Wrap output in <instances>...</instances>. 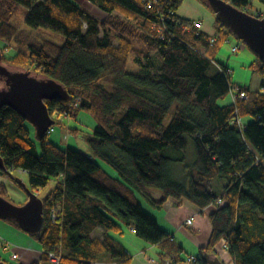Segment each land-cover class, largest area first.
Segmentation results:
<instances>
[{
	"label": "trees",
	"instance_id": "16d2710c",
	"mask_svg": "<svg viewBox=\"0 0 264 264\" xmlns=\"http://www.w3.org/2000/svg\"><path fill=\"white\" fill-rule=\"evenodd\" d=\"M227 1L246 11L252 6L251 0ZM182 2L159 0L167 24L162 38L158 13L142 0H0L3 61L67 88L69 102L45 101L52 113L58 107L69 115L85 109L97 121L93 132L84 135L89 150L83 151L61 147L50 133L38 139L17 111L10 106L0 110V155L7 167L0 173L19 185L8 172L21 177L17 169H26L34 192L54 182L42 197L44 226L31 234L43 249L33 264H54L49 252L63 253L59 264H94L104 253L129 263L131 253L111 235L123 233L125 226L160 246L158 264L188 262L183 246L146 210L141 196L159 208L169 200L214 207L209 242L199 248L193 264H207L204 252L220 256L217 247L224 241L234 264H264V79L256 90L237 83L247 92L238 102L242 130L233 123L236 106L227 78L212 61H222V44L234 36L219 19L216 33L186 31L194 20L177 13ZM19 4L28 7L27 29L14 22ZM40 26L63 33L65 42L36 36ZM14 41L27 44L29 53L20 50L7 57ZM251 66L264 77L262 60L257 57ZM77 97L82 102L74 107L71 101ZM190 142L195 160L179 180L174 166L185 157L175 153L186 151ZM1 187L0 194L8 198L5 183ZM153 189L163 197L155 199ZM52 197L64 206L59 224L49 216ZM96 228L104 231V240L92 238Z\"/></svg>",
	"mask_w": 264,
	"mask_h": 264
},
{
	"label": "rangeland",
	"instance_id": "374dc122",
	"mask_svg": "<svg viewBox=\"0 0 264 264\" xmlns=\"http://www.w3.org/2000/svg\"><path fill=\"white\" fill-rule=\"evenodd\" d=\"M83 1V0H82ZM88 2V1H87ZM87 2H84L83 5L87 8H91V5ZM252 6L247 9V11L253 15H262L264 16V4L261 0H251ZM177 13L182 17L191 20H201L203 22V27L205 25V30L208 33L217 32V16L216 12L210 5L209 0H183L182 4L178 7ZM28 14V7L23 4H19L15 15L14 22L21 28L27 29L26 17ZM34 34L49 40H52L58 44H63L65 42V35L61 32L55 31L53 29L40 26L37 29H34ZM232 43L235 42V38L231 37ZM0 45L4 44L0 42ZM23 51L29 53V46L27 44H19L17 41H14L11 46L5 51L7 57H14L18 51ZM218 58L222 61H227L232 68L234 69L233 81L244 86H249L252 90H256L260 87L264 77L259 73L254 71V68L251 66L253 61L256 60L257 56L255 53L247 46L242 48V50L236 54L231 53V45L227 42L222 44L221 51L218 55ZM11 69H21L14 66H11L9 62H4ZM131 69L133 66L131 65ZM230 100V97H228ZM57 115V114H55ZM62 119V120H61ZM55 130L50 133L49 139L54 143L60 145L61 147H73L83 151L89 150V143L84 138V135L91 134L94 128L97 125V121L94 116L85 109H73L70 115L62 113L60 120H57L55 116ZM73 129L79 131H74ZM175 156L178 158L185 157L182 162H178L174 166L175 177L179 180H184L187 176L186 166L192 164L195 160V152L193 143L190 142L189 147L186 151H178L175 153ZM110 170H112L108 165L104 164ZM21 178L27 182V175L21 174ZM2 183H5L8 192V198L15 204L21 205L24 204L27 199V192L23 190L19 185H17L9 177L0 173V190ZM54 187V182H51L49 186L45 189L38 191L37 193L44 197L48 192ZM153 195L155 199H160L163 197V193L159 189H153ZM172 200H170L171 202ZM187 201V200H186ZM145 206L148 208L147 203L144 202ZM169 206V203L166 207ZM175 207H181V205H176ZM158 208V207H157ZM7 221L0 219V234L4 231ZM17 227V226H16ZM124 234L118 235L121 241H126V243L131 244V261L130 263H121V264H158L160 260L161 248L159 245L151 244L144 239L137 236L136 232L132 230L131 227L125 226ZM27 236H32L28 233H25ZM38 243L37 240H35ZM40 245V244H39ZM198 251V250H197ZM191 252V251H189ZM223 253V252H221ZM2 258L11 259L10 252H4L0 248V255ZM104 253L103 255H107ZM183 255V253H182ZM7 256V258H6ZM111 257V255H109ZM222 257V256H220ZM111 261H116L111 257ZM121 262V261H120ZM14 264H20L21 260H13Z\"/></svg>",
	"mask_w": 264,
	"mask_h": 264
},
{
	"label": "water",
	"instance_id": "95a60500",
	"mask_svg": "<svg viewBox=\"0 0 264 264\" xmlns=\"http://www.w3.org/2000/svg\"><path fill=\"white\" fill-rule=\"evenodd\" d=\"M209 1L217 19L264 62V16L253 15L227 0ZM71 98L72 95L67 88L54 78L34 74L31 70L11 69L4 64L3 52L0 49V110L4 106H10L17 111L34 127L38 139L45 138L50 127L55 124L52 112L45 101L69 102ZM0 170H7L1 155ZM8 173L13 175L14 180L27 192L28 200L18 205L0 194V219L13 220L23 231L30 235L35 234L45 223V202L37 192L31 190L23 178L12 171ZM203 257L207 264H224L216 253L204 252ZM0 264L9 263L0 255ZM165 264L193 263H175L168 259Z\"/></svg>",
	"mask_w": 264,
	"mask_h": 264
},
{
	"label": "crops",
	"instance_id": "0c3cea01",
	"mask_svg": "<svg viewBox=\"0 0 264 264\" xmlns=\"http://www.w3.org/2000/svg\"><path fill=\"white\" fill-rule=\"evenodd\" d=\"M92 9L97 15L104 16L98 8L92 7ZM203 30H207H205V25ZM141 201L146 210L155 216L159 225L183 246V257L188 258L190 256H196L200 247L207 246L212 233L209 214L214 210V207L211 206L206 209H200L188 200H185L181 207H175V203L173 201L170 202L169 200L163 207L157 208V206L151 204L149 199L143 196H141ZM144 202L147 203L148 208L145 206ZM168 203L169 206L166 207ZM189 218H193V224L191 225L186 224ZM124 231L123 233L111 232V235L131 253V244L126 243V241H121L118 236L121 234L123 235ZM25 233L27 232L7 221L4 231L0 234V248H2L4 242L9 243L12 251L18 254V260H21L20 264H33L39 262L43 254V249L41 245L37 244L32 236H27ZM91 236L92 238L104 240L105 233L102 229L96 228ZM217 249L220 252V256H222L221 259L225 261L226 264H234L228 251L224 249V243L220 244ZM109 255L110 254L101 255L99 260L94 264L123 263L118 260L111 261Z\"/></svg>",
	"mask_w": 264,
	"mask_h": 264
},
{
	"label": "built area",
	"instance_id": "2783aa9c",
	"mask_svg": "<svg viewBox=\"0 0 264 264\" xmlns=\"http://www.w3.org/2000/svg\"><path fill=\"white\" fill-rule=\"evenodd\" d=\"M142 1L147 5L148 8L155 9L156 12L158 13L159 19L161 21V25L158 28V32L160 33V36L162 38H164L165 33H166L165 30L167 29L166 16L158 6L159 0H142ZM202 28H203V22L201 20H194L192 25L184 27V29L186 31H190V30L196 31L197 30L198 34ZM211 42H212V44H214L216 42V38H212ZM226 42L231 45V53L232 54H236V53L240 52L242 50V48L247 47V45L243 41L238 40L236 38H235L234 43H232V40H230V39L227 40ZM199 52L206 56V53H205V51H203V49H200ZM212 61L220 68L222 73L227 78L229 88H230V95H231L233 103L236 106V111H235L236 117L234 118L233 123L237 124L243 130L245 128V122L242 119V117L240 116L239 109H238V102L240 100L247 98V92L245 89H243L236 82L233 81L234 69L231 66H225L222 63V61H220V60L212 59ZM81 102H82V99L80 97H77L76 99L71 101V105L74 107H78ZM62 113L69 115L67 111H62L61 108L58 107L52 113L53 119L55 120V116H57V120L61 121L62 119L60 120V118H61ZM55 114H57V115H55ZM56 122L57 121L55 120V123ZM55 126H56L55 124L52 125L50 127L48 133H52L55 130ZM257 161L261 162L260 158H258ZM17 172L19 174H23V175L27 173L26 169H23V168L17 169ZM48 204H49V216H50L51 221L55 224L61 223L63 216H64L63 204L60 201H57L54 197L49 199ZM186 224L187 225L193 224V218H189L187 220ZM223 243H224V249L227 250L225 241ZM2 249L4 252H10L12 260L18 259V257H19L18 254L16 252L12 251L11 245L9 243L4 242ZM48 257H49L50 262H52L54 264H59L63 258V253L62 252H49ZM195 261H196L195 256L188 257V262L193 263Z\"/></svg>",
	"mask_w": 264,
	"mask_h": 264
},
{
	"label": "flooded vegetation",
	"instance_id": "af4514ba",
	"mask_svg": "<svg viewBox=\"0 0 264 264\" xmlns=\"http://www.w3.org/2000/svg\"><path fill=\"white\" fill-rule=\"evenodd\" d=\"M27 200V199H26Z\"/></svg>",
	"mask_w": 264,
	"mask_h": 264
}]
</instances>
